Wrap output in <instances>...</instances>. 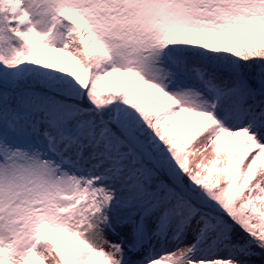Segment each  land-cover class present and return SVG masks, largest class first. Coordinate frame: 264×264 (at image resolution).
Returning <instances> with one entry per match:
<instances>
[{
  "label": "snow or ice",
  "instance_id": "1",
  "mask_svg": "<svg viewBox=\"0 0 264 264\" xmlns=\"http://www.w3.org/2000/svg\"><path fill=\"white\" fill-rule=\"evenodd\" d=\"M0 264H264V0H0Z\"/></svg>",
  "mask_w": 264,
  "mask_h": 264
}]
</instances>
